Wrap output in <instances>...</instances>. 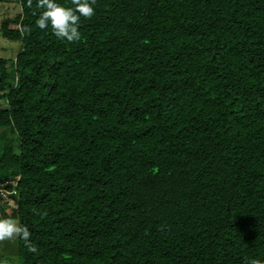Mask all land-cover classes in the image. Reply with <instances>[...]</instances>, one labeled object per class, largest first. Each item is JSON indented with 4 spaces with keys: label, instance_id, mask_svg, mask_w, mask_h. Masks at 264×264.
I'll return each mask as SVG.
<instances>
[{
    "label": "trees",
    "instance_id": "obj_1",
    "mask_svg": "<svg viewBox=\"0 0 264 264\" xmlns=\"http://www.w3.org/2000/svg\"><path fill=\"white\" fill-rule=\"evenodd\" d=\"M18 2L0 182L37 246L17 238L19 264L264 262V0H96L74 42Z\"/></svg>",
    "mask_w": 264,
    "mask_h": 264
},
{
    "label": "clouds",
    "instance_id": "obj_2",
    "mask_svg": "<svg viewBox=\"0 0 264 264\" xmlns=\"http://www.w3.org/2000/svg\"><path fill=\"white\" fill-rule=\"evenodd\" d=\"M31 4V0H29ZM96 0H71V6H66L61 0H36L39 14L36 25L45 30L51 26L53 34L67 42L82 39L80 31L81 19L91 18L96 8ZM31 230L28 225L9 217H0V241L17 237L24 241L30 252H37V246L29 239ZM250 264H264L258 260H251Z\"/></svg>",
    "mask_w": 264,
    "mask_h": 264
},
{
    "label": "rangeland",
    "instance_id": "obj_3",
    "mask_svg": "<svg viewBox=\"0 0 264 264\" xmlns=\"http://www.w3.org/2000/svg\"><path fill=\"white\" fill-rule=\"evenodd\" d=\"M21 12V6L18 0H10L9 2H0V27L7 19L15 18ZM0 29V57L16 58L21 49L20 41L9 40L2 36ZM10 206H17V199L7 200ZM0 211V217H6L4 214L8 212ZM14 219V218H12ZM16 220V219H15ZM0 264H19L18 241L17 237L10 240L0 241Z\"/></svg>",
    "mask_w": 264,
    "mask_h": 264
},
{
    "label": "built area",
    "instance_id": "obj_4",
    "mask_svg": "<svg viewBox=\"0 0 264 264\" xmlns=\"http://www.w3.org/2000/svg\"><path fill=\"white\" fill-rule=\"evenodd\" d=\"M17 180L15 179H7L3 182H0V211L3 203H7V200H13L15 201L17 197V189H16ZM8 204V203H7ZM8 207H14L10 206L8 204Z\"/></svg>",
    "mask_w": 264,
    "mask_h": 264
}]
</instances>
